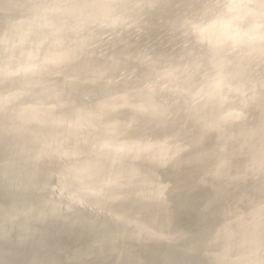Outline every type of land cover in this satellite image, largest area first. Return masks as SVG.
Masks as SVG:
<instances>
[{
  "label": "clouds",
  "instance_id": "1",
  "mask_svg": "<svg viewBox=\"0 0 264 264\" xmlns=\"http://www.w3.org/2000/svg\"><path fill=\"white\" fill-rule=\"evenodd\" d=\"M0 264H264V0H0Z\"/></svg>",
  "mask_w": 264,
  "mask_h": 264
}]
</instances>
